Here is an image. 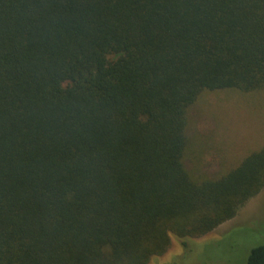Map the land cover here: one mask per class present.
<instances>
[{"label": "trees", "instance_id": "16d2710c", "mask_svg": "<svg viewBox=\"0 0 264 264\" xmlns=\"http://www.w3.org/2000/svg\"><path fill=\"white\" fill-rule=\"evenodd\" d=\"M220 91H264V0H0V264H149L235 218L264 146L195 160Z\"/></svg>", "mask_w": 264, "mask_h": 264}, {"label": "rangeland", "instance_id": "374dc122", "mask_svg": "<svg viewBox=\"0 0 264 264\" xmlns=\"http://www.w3.org/2000/svg\"><path fill=\"white\" fill-rule=\"evenodd\" d=\"M188 135L195 160L213 167L239 165L264 146V91L205 93L191 109ZM172 238L169 250L149 264H247L252 249L264 244V190L238 213L204 237Z\"/></svg>", "mask_w": 264, "mask_h": 264}]
</instances>
